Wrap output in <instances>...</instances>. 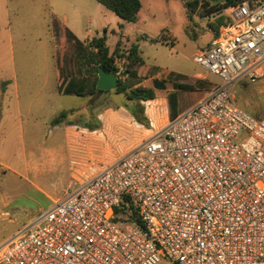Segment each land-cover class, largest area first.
Masks as SVG:
<instances>
[{"label": "built area", "instance_id": "obj_1", "mask_svg": "<svg viewBox=\"0 0 264 264\" xmlns=\"http://www.w3.org/2000/svg\"><path fill=\"white\" fill-rule=\"evenodd\" d=\"M230 10L233 22L195 57L219 80L208 95L68 187L0 248V264H264V117L234 97L264 76V0ZM126 64L115 59L119 79Z\"/></svg>", "mask_w": 264, "mask_h": 264}, {"label": "crops", "instance_id": "obj_2", "mask_svg": "<svg viewBox=\"0 0 264 264\" xmlns=\"http://www.w3.org/2000/svg\"><path fill=\"white\" fill-rule=\"evenodd\" d=\"M141 2L142 9L138 21L144 9L143 0ZM224 4L225 0L217 4H206L205 12L212 13L203 15L206 28L202 36L204 34L206 40L202 51L215 43L220 28L229 23L224 19L225 15L232 19L230 8H223ZM217 21L221 22L216 23ZM137 24L134 23L133 26ZM56 26L69 29L84 45H90L93 39L102 38L98 33L94 34L88 26L84 28V36H81V30L77 32L69 23H58ZM52 29L51 43L54 44V51L49 56V67L41 70L15 67L10 79L4 78L5 83L0 80V123L6 121L12 108L18 132L22 138L30 141L28 146L31 148L28 166L25 165L24 171H14L13 174L21 181L16 182L17 190L24 191L27 201L36 204V209L34 213L28 209L14 210L19 214L24 213V218L28 217L27 223L18 232L33 224L40 213L60 200L73 183H86L104 169L116 164L143 144L141 137L147 133L149 137L155 136L173 119L202 101L211 87L219 82L201 67L203 72L195 74L164 70L160 72V78H155L152 69L144 60L143 49L140 45L133 44L138 46L144 60V66L139 70V76L143 78L139 86L150 88L155 93L153 99L142 100L148 106L146 111L149 118L154 122V130L148 131L125 108L132 105L133 100H128L126 95L118 93L117 90L102 94L110 102L113 96L123 97L113 110H102V104L95 106V101L101 97L100 94L79 97L65 95L59 91V73L55 59L57 36L55 28ZM163 33L155 39L157 43L165 41L174 45L177 42L170 33ZM198 35L196 32L191 33L196 43ZM119 36L121 46L115 57L124 58L126 61V51L133 45L124 48V39L132 42L136 37L137 43L143 41L149 46H156L152 34L142 26L132 29L127 26ZM106 46L108 47L107 39ZM109 51L110 55L114 53L110 48ZM63 114L64 117L54 123L55 119ZM124 135L133 136V140L120 143L119 137ZM134 136L138 138L136 141ZM5 167L0 161V168ZM3 201L5 205L9 204L6 198H3ZM3 214L9 221L15 220L8 212Z\"/></svg>", "mask_w": 264, "mask_h": 264}, {"label": "rangeland", "instance_id": "obj_3", "mask_svg": "<svg viewBox=\"0 0 264 264\" xmlns=\"http://www.w3.org/2000/svg\"><path fill=\"white\" fill-rule=\"evenodd\" d=\"M195 1L143 0L142 16L139 21L137 20L138 24L133 26L96 0H0V80L3 82L4 78L10 79L15 67L35 70L49 67V56L54 51V44L51 43L52 28H55L57 36L56 56L63 67L67 66L70 72L76 73L78 69L74 58L75 47L64 41L62 28L56 26L58 23H69L77 32L81 30V36L85 35L84 28L90 27L94 34L98 33L100 37H106L112 53L121 40L119 34L125 27L132 29L142 26L152 34L156 46H149L143 41L137 43L136 37L132 42L124 39L123 44L124 48L133 44L141 46L144 60L152 69L155 78H160V72L164 70H177L189 74L203 72L195 63V57L205 47L206 39L204 34L202 36V32L206 28L203 15H207V12L204 9L207 3L217 4L221 0H198L200 6H196ZM188 3H191L190 6H187ZM48 4H51V8ZM224 19L233 22V19L226 15ZM162 32L166 35L170 33L177 42L174 45L165 41L157 43L155 39ZM193 32L199 34L198 43L192 39ZM234 97L239 107L251 112L255 118H263L264 76L255 83H238ZM111 100V102L107 101L105 95H101L95 101V106L102 104V110H113L123 97L113 96ZM132 103L125 107L130 115L146 130H154L153 119L149 118L146 111L148 106L142 100H133ZM148 137L147 133L140 140L144 143L152 138ZM137 139L134 136V140ZM131 140L133 136L119 137L120 143ZM29 142L19 134L15 114L11 108L6 121L0 123V161L6 166L0 168V248L27 223L28 217L24 218V213L19 214L14 210L28 209L34 213L36 209V204L27 201L26 193L17 190L16 182L21 181L13 174L14 171H24L25 165L28 166L31 154ZM3 198L8 200V205H5ZM5 212L11 214L15 220L9 221V218L4 217ZM159 264H170V262L166 257H162Z\"/></svg>", "mask_w": 264, "mask_h": 264}, {"label": "trees", "instance_id": "obj_4", "mask_svg": "<svg viewBox=\"0 0 264 264\" xmlns=\"http://www.w3.org/2000/svg\"><path fill=\"white\" fill-rule=\"evenodd\" d=\"M128 24H134L138 20V15L142 9L141 0H96ZM243 0H225L223 8H230L241 3ZM188 3L187 6H190ZM199 5V1L195 2ZM218 11V10H216ZM212 13L207 11V14ZM65 42H69L75 47V61L77 72H70L67 66L63 67L55 54L56 66L59 73V91L65 95H75L79 97L95 96L98 94L97 83L99 70L103 69L109 73H117L114 65L115 55L121 46L118 42L116 50L110 55L106 46L105 37L93 39L90 45H84L67 28H62ZM127 66L124 70V79H119L118 93L126 95L128 100H150L155 93L152 89L139 86L143 78L139 76V70L144 66V60L137 45H133L126 51ZM64 117L60 115L55 119L57 123Z\"/></svg>", "mask_w": 264, "mask_h": 264}, {"label": "water", "instance_id": "obj_5", "mask_svg": "<svg viewBox=\"0 0 264 264\" xmlns=\"http://www.w3.org/2000/svg\"><path fill=\"white\" fill-rule=\"evenodd\" d=\"M119 86V78L116 73H109L103 69L99 70V79L97 83L98 94L116 90Z\"/></svg>", "mask_w": 264, "mask_h": 264}]
</instances>
